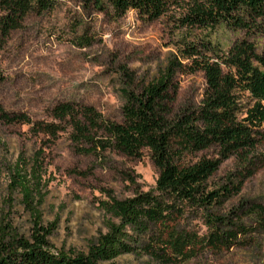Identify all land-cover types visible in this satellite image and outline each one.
Masks as SVG:
<instances>
[{
    "label": "rangeland",
    "instance_id": "obj_1",
    "mask_svg": "<svg viewBox=\"0 0 264 264\" xmlns=\"http://www.w3.org/2000/svg\"><path fill=\"white\" fill-rule=\"evenodd\" d=\"M241 36L240 31L221 28L209 38L226 49ZM205 37L198 30L176 29L168 15L145 21L129 10L113 18L79 0H59L52 10L29 14L0 49V106L32 121L58 123L63 130L51 136L28 123L0 121V227L10 235L29 237L38 221L51 228L46 237L50 249L86 252L89 243L107 231V222L116 221L107 210L112 198L154 190L158 170L147 150L140 157L110 148L91 151L92 144L75 141L67 119L59 120L53 110L62 103L84 104L103 119L119 122L124 89L139 90L156 76L177 54L180 39ZM175 78L176 104L198 102L205 87L203 73L177 72ZM102 135L100 130L95 133L96 138ZM216 152L210 148L185 159ZM256 154L250 175L231 156L210 180L213 186L243 178L239 192L223 203L221 212L241 204L244 209L252 203L264 205V133ZM240 221L246 231L239 232L231 246H197L187 260L165 263L136 247L100 264H264V231L252 215L241 214ZM179 225L198 238L208 233L202 215L193 210Z\"/></svg>",
    "mask_w": 264,
    "mask_h": 264
},
{
    "label": "trees",
    "instance_id": "obj_2",
    "mask_svg": "<svg viewBox=\"0 0 264 264\" xmlns=\"http://www.w3.org/2000/svg\"><path fill=\"white\" fill-rule=\"evenodd\" d=\"M79 1L113 18L129 10L145 21L168 15L176 29L198 30L206 37L189 42L180 39L177 54L167 59L156 76L139 90L124 89L119 122L103 119L89 105L62 103L54 108L56 118L67 119L72 138L91 143V151L110 148L127 157H140L147 150L158 170L155 188L112 198L107 210L116 221L107 222V231L91 241L86 252L50 249L46 237L51 228H43L38 221L29 237L10 235L0 227V264H100L136 247L170 263L189 259L197 246H231L238 233L246 231L241 214L256 217L264 231L262 204L220 211L239 192L243 178L209 184L231 156L248 175L252 173L248 168L258 159L256 148L264 133V0ZM58 2L0 0V49L29 14L52 10ZM221 28L240 31L242 36L223 49L209 38ZM195 71H201L205 80L200 99L177 105L176 73ZM3 80L0 69V84ZM0 121L28 123L36 132L51 136L63 130L58 123L32 121L24 113H9L1 106ZM99 130L103 135L96 138ZM210 148L216 149V156L185 159ZM22 187L26 195L28 188ZM188 210L202 215L206 235L198 238L179 225Z\"/></svg>",
    "mask_w": 264,
    "mask_h": 264
}]
</instances>
